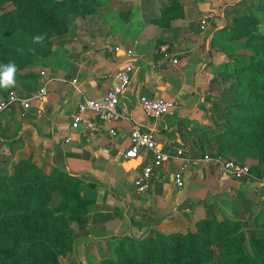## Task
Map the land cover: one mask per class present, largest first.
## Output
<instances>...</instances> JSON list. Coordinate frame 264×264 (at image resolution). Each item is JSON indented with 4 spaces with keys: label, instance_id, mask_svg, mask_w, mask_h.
<instances>
[{
    "label": "crops",
    "instance_id": "1",
    "mask_svg": "<svg viewBox=\"0 0 264 264\" xmlns=\"http://www.w3.org/2000/svg\"><path fill=\"white\" fill-rule=\"evenodd\" d=\"M180 1L184 14L174 22L178 29L150 22L157 0H142L144 12L127 20L104 12L91 17L77 41L60 49L57 63L32 89L45 85L46 95L30 98L32 91L19 87L20 94L30 98L29 107L11 105L0 117V127L7 124L9 134L30 144L36 159L52 162L84 183L82 195L93 201V207L87 224L74 233L77 264H86L84 259L98 242L124 236L138 239L184 226L186 208L192 216L209 214L213 204L256 202L264 207V179L232 178L200 160L204 154H217L212 132L223 89L217 72L231 55L222 39L248 0ZM208 13L213 17L193 33L190 26L198 27ZM115 46L120 49L114 51ZM127 48L133 50L131 58L125 54ZM128 61L133 73L118 103L123 117L103 123L93 133L82 126L71 130L77 104L102 97L116 82L117 69ZM141 96L160 97L172 106L151 119L139 105ZM134 124L150 130L162 150L185 151L184 157L155 168L143 191L137 189L136 180L150 152L140 149L135 157H125ZM110 129L116 136L109 134ZM178 173L180 186L175 182Z\"/></svg>",
    "mask_w": 264,
    "mask_h": 264
},
{
    "label": "rangeland",
    "instance_id": "2",
    "mask_svg": "<svg viewBox=\"0 0 264 264\" xmlns=\"http://www.w3.org/2000/svg\"><path fill=\"white\" fill-rule=\"evenodd\" d=\"M56 1L58 2L56 14L61 23H54L48 28L38 26L40 30L33 31V34L29 37L33 53L31 56L32 61L22 70L17 71V84L15 87L0 88V100L6 98L12 92L20 93V89L28 92L32 91L30 89L35 88L44 74L48 73L51 66L57 63L58 52L62 51L60 49L69 47L73 41H77L79 32L83 30L86 21L91 17L104 12L127 20L144 12L143 9H140L142 0H83L81 2L83 4L77 5L76 9L68 0ZM173 1L175 0H166L165 4L158 5L161 0H157L156 7L158 8L152 12V16L155 13L156 15L150 18V22L162 28H180L174 26V22L178 21L184 14L181 1L176 0L178 7L171 12L163 9L169 7ZM15 7L17 6L11 2L6 3L0 7V17L7 11L15 9ZM180 13H182L181 16H179ZM243 17H246L249 22L247 33H241L238 25L234 23L235 19ZM201 19L198 27L193 26V24V27L190 26L193 33L197 32V28H202ZM252 20H255V23H252ZM235 31H238V33H235ZM39 35L44 36L43 41L40 43L34 42L33 38ZM14 39L19 41V35L15 34ZM222 41L230 48L231 55L218 68L217 72V77L223 89L222 95L215 105L217 122L212 132L213 141L216 143V153L220 152L223 158L248 165L251 175L264 179V85L262 86L258 82L264 78V73H262V66L256 64L264 59V0H248L243 9L232 17L231 22L226 27V33ZM185 48L188 47L185 46ZM7 63L9 62L0 61V65ZM255 99L261 103L259 105L261 107L253 109L252 102ZM235 104L240 107L236 109ZM2 112L0 117L3 116ZM0 134L4 140L13 142L10 147L5 145L0 149V175H14L17 166L20 167L31 159L35 167L27 172L28 180L36 177L42 181V185L45 184L40 193L38 205H31L29 209L23 211L29 216L27 227L29 226L31 229H48L47 221H50L49 227H51V224L56 229L62 231L70 229L75 233L85 226L87 222L80 225L76 224L77 222L74 221V217L69 212H57L60 197L56 190L52 191V198L48 201V204L40 205L44 195L49 192L56 182V179L51 176V171L55 165L43 158L36 159L31 145L20 138L16 139L17 134H9L7 124L3 128L0 127ZM40 172L44 175H41ZM60 185L66 186V183L62 182ZM211 209V212L207 215L194 213L190 216L188 214L190 210L186 208L183 215L184 226H179L174 230L155 231L152 235L138 239L130 237L132 241L124 243H121L119 238L98 242L95 249L87 255V259H84L85 263L105 264L107 260H111L114 264H158L159 261L165 258L163 251L166 257L171 255L177 264H232L222 258V239L217 238L214 235L215 232L210 228L203 233H199V247H196L193 251L189 248V244L186 243V236L197 232L198 222L204 219L219 223H224L225 219H230L238 223L237 232L233 234L235 236L238 233L244 235L246 247L250 252H252L250 242L253 233L258 234L260 238H264V207L259 206L258 203H232L223 207L213 204ZM23 213H11L9 215L15 218L22 217ZM6 218L7 214H5L4 208H0V223ZM231 228L232 226L229 225L228 229ZM17 229H20L19 233L24 232L21 228ZM17 229L8 230L6 233H3L0 229V245L11 244L13 235L8 234V232ZM157 233L163 235L174 233V235L170 239L159 242ZM51 237L52 241L46 240ZM51 237L44 236L31 242L29 245L32 249L25 256L24 264H77L73 251L69 252L66 244L59 237L53 239L54 234ZM150 237L156 239L145 242ZM39 243H43L44 246ZM50 257L55 258L56 263Z\"/></svg>",
    "mask_w": 264,
    "mask_h": 264
},
{
    "label": "trees",
    "instance_id": "3",
    "mask_svg": "<svg viewBox=\"0 0 264 264\" xmlns=\"http://www.w3.org/2000/svg\"><path fill=\"white\" fill-rule=\"evenodd\" d=\"M82 1L83 0H68L75 9L77 5L83 4L81 3ZM175 1H173V3L171 2L169 7H164L163 9L167 12L175 10L178 7V3ZM8 2L15 4L17 7L11 11H7L0 17V61L14 62L19 71L32 61L31 56L33 53L31 51L29 37L33 34V31L36 29L40 30L39 27H51L54 23H61V20L56 14V7L58 6L56 0H0V7ZM181 15L182 13L179 14V16ZM234 23L238 25L241 33L248 32L249 22L246 17L235 19ZM252 23H255V20H252ZM235 33H238V31H235ZM15 34L19 35V41L14 39ZM233 36L235 37L236 35ZM256 64L262 66V73H264V59L258 61ZM258 82L263 86L264 78ZM260 104L261 103L255 99L254 102H252V108L261 107L259 106ZM234 107L238 109L240 106L235 104ZM12 144V141L0 139V149L2 146L6 145L10 147ZM217 155L221 156L222 154L218 152ZM34 167L35 164L30 159L25 162L24 165L20 167L17 166V171L14 175H0V208H4V212L7 214V218L0 223V229L3 233L17 228L24 230V232L21 233H19L20 229L8 232V234L11 233L13 235V241L9 245H0V264H24L25 256H27L32 249L29 244L44 236L50 238L52 234L55 235L53 239L59 237L60 240L66 244L69 252L73 251L75 238L74 232L70 229L62 231L54 228L51 224V227H49L50 221H47L48 229H31L29 226L27 227L29 216L23 213V211L29 209L31 205H38L40 193L45 186V184L42 185V181L38 180L36 177L32 180H28L27 172ZM41 175L44 174L41 173ZM51 176L56 179V182L49 192L44 195V199L41 200L40 205L48 204V201L52 198V191L56 190L60 197V205L57 212H69L78 225L86 223L87 215L93 207V201L81 195L82 190L85 188L82 180L60 170L56 166L52 169ZM62 182L66 183V186L60 185ZM11 213H23L24 215L22 217L18 216L13 218L9 215ZM229 225L232 226L231 229H228ZM237 225L239 224L230 219H225L224 223L208 221L206 219L200 220L198 222L199 227L197 232L186 236V243L189 244V248L193 251L196 247H199V233H203L210 228L215 232L214 235L217 238L222 239V258H224L225 261H229L232 264H264V238H260L258 234L253 233L250 242L252 252H250L246 247L244 235L242 233H238L237 236L233 234L237 232ZM173 235L174 233H170L169 235L157 233L158 241L163 242L173 237ZM119 239L121 243L132 241L128 236L120 237ZM154 239L156 238L150 237L147 238L145 242H151ZM46 240L52 241V237ZM39 244L44 246L43 243ZM46 252L49 255L48 251ZM162 253L165 255V258L159 261L158 264H177L176 261L172 259L171 255L166 257L163 251ZM51 259L56 263L55 258ZM105 264H114V262L107 260Z\"/></svg>",
    "mask_w": 264,
    "mask_h": 264
},
{
    "label": "built area",
    "instance_id": "4",
    "mask_svg": "<svg viewBox=\"0 0 264 264\" xmlns=\"http://www.w3.org/2000/svg\"><path fill=\"white\" fill-rule=\"evenodd\" d=\"M213 17V13H208L201 19L202 28L207 24L208 19ZM119 46L114 47V51H118ZM127 57L133 56L131 48L125 49ZM174 63L176 59L172 60ZM133 67L130 62L124 63L115 72L116 82L108 89V91L100 98H86L79 102L71 116L70 129L83 127L89 133L96 132L103 123L114 122L123 117L119 111L118 103L120 96L124 93L131 81ZM47 93L45 85L40 86L35 91L30 93V98L41 99ZM18 92H12L6 98L0 100V113L11 105L19 104L25 108L29 107L28 100ZM139 105L144 114L156 119L166 114L172 103L160 97L141 96L139 98ZM90 113L91 116H87ZM109 134L116 136L115 130L110 129ZM129 147L125 151V157H135L140 149H147L150 156L142 165L139 177L136 180L137 189L139 191L146 190L149 187V181L153 175L154 169L158 168L174 157H184V149L179 148L175 154L168 153L158 147L153 133L150 130L143 128L139 124H134L129 131ZM183 167L187 165V159H184ZM205 164L215 167L219 172L228 175L232 178H249L251 176L250 167L243 163H238L231 159L223 158L217 154H204L201 159ZM175 182L178 186L182 185L181 175L178 173L175 176Z\"/></svg>",
    "mask_w": 264,
    "mask_h": 264
},
{
    "label": "clouds",
    "instance_id": "5",
    "mask_svg": "<svg viewBox=\"0 0 264 264\" xmlns=\"http://www.w3.org/2000/svg\"><path fill=\"white\" fill-rule=\"evenodd\" d=\"M33 39L34 42L40 43L43 41L44 36L39 35L34 37ZM17 71V65L14 62H9L7 64L0 65V88L8 89L15 87L17 84Z\"/></svg>",
    "mask_w": 264,
    "mask_h": 264
}]
</instances>
